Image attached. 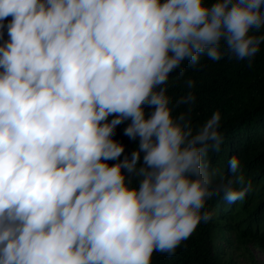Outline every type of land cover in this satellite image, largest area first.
Returning a JSON list of instances; mask_svg holds the SVG:
<instances>
[{"label":"clouds","instance_id":"1","mask_svg":"<svg viewBox=\"0 0 264 264\" xmlns=\"http://www.w3.org/2000/svg\"><path fill=\"white\" fill-rule=\"evenodd\" d=\"M262 44L264 0H0V264H152L212 220V197L243 201L239 157L210 168L221 112L194 128L182 65L251 68Z\"/></svg>","mask_w":264,"mask_h":264},{"label":"trees","instance_id":"2","mask_svg":"<svg viewBox=\"0 0 264 264\" xmlns=\"http://www.w3.org/2000/svg\"><path fill=\"white\" fill-rule=\"evenodd\" d=\"M3 39H7L6 30ZM182 67L185 78L195 81L194 128L216 110L221 112L224 141L219 152L212 150L206 157L210 168L230 176L228 162L233 155L239 157L243 173L252 181V191L232 205L223 200V194L212 197L207 202L214 212L212 220L201 223L174 255L154 253L152 264H234L233 253L237 251L249 264H256L251 250L264 254V44L251 68L246 61L225 58L214 62L204 56L195 69L186 61ZM175 74L170 75L168 90L173 103L188 91L183 81L173 82ZM150 111L145 108L146 115ZM186 111L187 106L181 105L173 115ZM128 123L117 126L113 139L124 145L123 155L130 156L139 139L124 134Z\"/></svg>","mask_w":264,"mask_h":264},{"label":"rangeland","instance_id":"3","mask_svg":"<svg viewBox=\"0 0 264 264\" xmlns=\"http://www.w3.org/2000/svg\"><path fill=\"white\" fill-rule=\"evenodd\" d=\"M251 253L253 254L256 264H264V254H262L261 252L255 249H252ZM233 263L234 264H249L247 258L245 256L239 255L238 251L233 253Z\"/></svg>","mask_w":264,"mask_h":264}]
</instances>
